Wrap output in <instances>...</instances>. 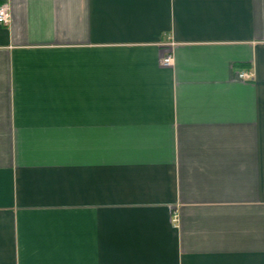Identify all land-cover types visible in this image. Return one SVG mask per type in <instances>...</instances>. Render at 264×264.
Instances as JSON below:
<instances>
[{"label":"crops","instance_id":"1","mask_svg":"<svg viewBox=\"0 0 264 264\" xmlns=\"http://www.w3.org/2000/svg\"><path fill=\"white\" fill-rule=\"evenodd\" d=\"M1 4L0 264H264V0Z\"/></svg>","mask_w":264,"mask_h":264},{"label":"built area","instance_id":"2","mask_svg":"<svg viewBox=\"0 0 264 264\" xmlns=\"http://www.w3.org/2000/svg\"><path fill=\"white\" fill-rule=\"evenodd\" d=\"M11 22V8L9 4H1L0 5V24L8 26ZM173 57L168 56L163 60V65L171 66L173 64ZM240 77L243 79H250L252 77L249 73H241Z\"/></svg>","mask_w":264,"mask_h":264}]
</instances>
